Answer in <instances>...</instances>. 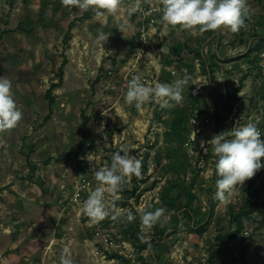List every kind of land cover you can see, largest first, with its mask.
<instances>
[{
    "label": "rangeland",
    "instance_id": "374dc122",
    "mask_svg": "<svg viewBox=\"0 0 264 264\" xmlns=\"http://www.w3.org/2000/svg\"><path fill=\"white\" fill-rule=\"evenodd\" d=\"M247 2L251 15L238 33L193 35L168 25L150 35L146 51L161 50L140 71L151 69L159 83L185 71L191 80L174 108L149 102L138 110L122 86L138 33L124 6L97 17L61 0H0V76L12 82L23 113L0 140V264H60L65 247L74 264H101L97 246L105 264H264V168L222 203L214 198L217 158L207 144L264 103L255 58L264 48V0ZM101 31L111 34L104 45ZM84 113L86 155L78 149ZM121 147L142 159V177L133 176L120 199L107 197L123 215L93 222L81 210L98 186L93 170L110 166ZM82 156L88 167L78 166ZM81 177L91 185L74 201ZM161 207L169 222L144 229L140 210ZM98 229L114 244L99 240ZM232 231L236 237L224 241Z\"/></svg>",
    "mask_w": 264,
    "mask_h": 264
},
{
    "label": "clouds",
    "instance_id": "9594fccd",
    "mask_svg": "<svg viewBox=\"0 0 264 264\" xmlns=\"http://www.w3.org/2000/svg\"><path fill=\"white\" fill-rule=\"evenodd\" d=\"M122 3L123 0H61L66 8H76L81 12L91 9L97 17L117 14ZM159 4L162 7L154 10L162 13L164 24L173 28L179 26L181 31L189 30L193 35L197 30L200 34L221 29L238 33L246 26V18L251 15L247 0H159ZM123 30L124 26L121 25L119 31ZM110 35L99 32L97 43L103 42L104 45ZM190 80L191 77L185 71L183 78L172 83L156 82L148 85L143 81L142 74H136L127 84L124 99L128 105H134L138 110L149 102L159 104L161 109L174 108L183 102V91ZM102 114L107 115L106 112ZM22 118V110L14 99L12 82L0 76V140L4 133L17 127ZM228 136L232 138L229 139ZM207 144L212 147V154L217 158L215 170L218 179L214 198L226 203L237 185L243 186L245 181L264 168V139H261L257 125L250 121L243 126H235L230 131L215 134ZM130 150L121 147L113 153L110 166L93 170L98 186L89 192L81 208L83 214L93 222L99 223L108 217L117 220L124 214L117 211L107 197L120 199L119 193L131 178L142 177L143 161L137 155L130 154ZM165 213L166 209L163 207L154 211L140 210L141 225L144 229H151L158 223L164 227L170 219ZM126 218L128 222H132L136 217L127 210ZM140 239L143 242L144 236L141 235ZM70 256V249L65 247L60 256V264H74Z\"/></svg>",
    "mask_w": 264,
    "mask_h": 264
},
{
    "label": "built area",
    "instance_id": "2783aa9c",
    "mask_svg": "<svg viewBox=\"0 0 264 264\" xmlns=\"http://www.w3.org/2000/svg\"><path fill=\"white\" fill-rule=\"evenodd\" d=\"M122 6H124L130 15L135 18V23L138 27V33L135 37V44L137 45L136 51L131 55L132 59L130 60V66L127 73L124 75L122 85L126 94L127 84L133 75L142 74L143 81L148 85H154L158 82V77L151 72V69L145 70L144 66V70L141 72L140 65L144 58L152 59L153 57H158V51L161 50V48H158L157 51L154 52H151L150 50L146 51V48H148V38L150 35L157 33L159 28L163 31L165 26L167 27L168 25L162 22V13L154 10L155 8L162 7V5L159 4V0H123ZM149 53H151V55H149ZM255 54L258 68L264 75V48H261ZM196 90H198V88H196ZM206 120L209 121L208 118ZM239 120L240 117L236 121V125L239 127L250 121L255 123L261 132V139H264V103L256 111H253V113L246 116L243 125L237 124ZM89 185H91V180L86 177H81L74 188L73 200L77 201L80 199L82 197V191L88 188ZM96 234L99 237V240L104 242L107 247L114 244L112 238L102 232L101 229H98ZM93 253L97 258L101 257L103 259L101 264H105L106 254L103 253L98 246L94 248Z\"/></svg>",
    "mask_w": 264,
    "mask_h": 264
},
{
    "label": "water",
    "instance_id": "95a60500",
    "mask_svg": "<svg viewBox=\"0 0 264 264\" xmlns=\"http://www.w3.org/2000/svg\"><path fill=\"white\" fill-rule=\"evenodd\" d=\"M55 107L56 109L61 108L60 100L58 99L55 100ZM82 117H83V120L80 126L81 134H80V138L78 141V149L83 155H86L90 149L89 135H88V122H89L90 116L87 113H84ZM78 166L88 167V161L84 156L79 158Z\"/></svg>",
    "mask_w": 264,
    "mask_h": 264
},
{
    "label": "trees",
    "instance_id": "16d2710c",
    "mask_svg": "<svg viewBox=\"0 0 264 264\" xmlns=\"http://www.w3.org/2000/svg\"><path fill=\"white\" fill-rule=\"evenodd\" d=\"M236 233H237V231L229 232V233L223 235V236H222V239H224V241H227V240L233 239L234 237H236Z\"/></svg>",
    "mask_w": 264,
    "mask_h": 264
}]
</instances>
